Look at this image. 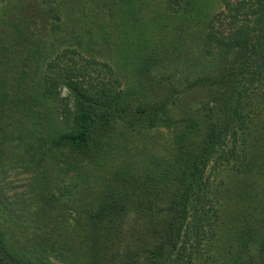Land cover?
<instances>
[{
    "label": "trees",
    "instance_id": "1",
    "mask_svg": "<svg viewBox=\"0 0 264 264\" xmlns=\"http://www.w3.org/2000/svg\"><path fill=\"white\" fill-rule=\"evenodd\" d=\"M15 1L0 18V131H21L0 145L10 137L22 146L7 157L0 149V167H29L34 198L9 206L0 186V264H41L43 254L67 264H264V0H220L214 13L204 0H163L184 49L138 42L126 85L109 63L81 54L61 27L63 0ZM61 87L64 126L34 138L27 121L49 102L50 119ZM159 127L169 131L163 156L110 157L123 130ZM221 166L235 176L222 188L211 180ZM94 171L92 194L76 207L75 190ZM67 195L77 196L76 214L61 233L53 211ZM25 221L31 247L13 229Z\"/></svg>",
    "mask_w": 264,
    "mask_h": 264
},
{
    "label": "rangeland",
    "instance_id": "2",
    "mask_svg": "<svg viewBox=\"0 0 264 264\" xmlns=\"http://www.w3.org/2000/svg\"><path fill=\"white\" fill-rule=\"evenodd\" d=\"M24 1L26 2V0ZM9 2L15 3L17 1L0 0V18L5 17L2 13L10 5ZM55 2H61V0H56ZM63 2L64 5L60 3L62 6L61 27L71 34L70 37L73 42L81 43L78 46H80L81 54L85 59L95 58L101 62L109 63L123 85L131 84L135 81L137 58L140 56V51L137 48L138 42L153 47V41L162 40V43L165 45L163 47L164 51L168 50V47L172 45L179 47V50L184 49L185 43L180 38L183 35V30L178 25L176 15H173L170 11L167 12L164 8L163 0H132L128 4L124 1L123 3L121 0H63ZM204 2L208 6L210 13L218 12L223 8L220 0H204ZM191 46L193 50L191 54L196 57L199 49L196 47V43H192ZM144 50L145 48H142V52ZM59 92L61 99L58 100V103L52 105L55 116L51 115L49 119V112L48 110L47 112L45 111V108L48 109L49 104H52L49 102L47 105L45 103L41 108L42 111L39 109L41 119L35 117L27 121L30 125L29 129L32 127V130H35L32 132L34 138L47 133L49 129L54 131L59 126H64L63 121L61 119L57 120L56 117L60 118L63 116V104L69 98V92L66 87H61ZM193 100V98H190L187 100V103L189 102V104L195 106L197 102L194 101L193 103ZM179 105L183 106L182 103ZM34 122H36V125H34ZM18 124L20 123L10 124L7 132L0 131V140L2 136L11 134V132L16 136L17 131H21V128L16 126ZM123 129L119 128V132ZM123 132L128 133L116 137L117 146L114 149L115 155H110V157L129 156L131 159L143 164L149 161L150 155L161 157L166 154L165 145L169 132L167 129L159 127L152 129V131L143 129L141 131L123 130ZM17 141L15 138L11 141L10 137L4 139L0 145V149L3 150L2 156H11L12 150H14L13 147L15 149L21 148V143H17ZM233 173L228 167L221 166L211 172V180H214L222 188L230 180L235 179ZM33 175V171L29 167H25L21 162L16 164L13 161H7V163L0 167L1 192L9 206H14L16 202L27 204L33 200ZM96 176H98V172L94 171L92 176H87L90 185L85 183L75 190L78 194L77 196H79L78 199H81L75 202L77 204L76 207L82 206L84 198L88 197V195L91 196L92 187L98 181V179L96 180ZM82 186L85 188L84 192H81L83 191ZM75 198L69 195L61 197L59 203L67 205L65 207L62 205L61 209L53 211L55 212L57 221H59V224L56 226L58 232L65 233L69 231L66 228L68 222L72 215L76 214L70 209ZM27 207H30L31 211H33V206ZM0 219L5 222L1 216ZM68 227L70 228L71 226ZM34 228L31 223L25 221V224L23 223L20 228L13 229L23 232L18 233L17 236L21 244L27 247L29 246V240H27L29 234L27 233ZM221 237L223 240L224 236ZM218 239L221 241V238ZM33 244H35L34 241L30 242L29 247ZM43 255L41 264L46 263L47 260L50 262L47 264H67L66 258L57 257L53 254ZM38 260L32 258V262H39Z\"/></svg>",
    "mask_w": 264,
    "mask_h": 264
}]
</instances>
